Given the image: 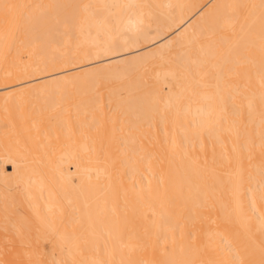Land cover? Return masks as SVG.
I'll list each match as a JSON object with an SVG mask.
<instances>
[{"label": "bare ground", "instance_id": "bare-ground-1", "mask_svg": "<svg viewBox=\"0 0 264 264\" xmlns=\"http://www.w3.org/2000/svg\"><path fill=\"white\" fill-rule=\"evenodd\" d=\"M1 102L0 264H264V0H0Z\"/></svg>", "mask_w": 264, "mask_h": 264}, {"label": "rangeland", "instance_id": "rangeland-1", "mask_svg": "<svg viewBox=\"0 0 264 264\" xmlns=\"http://www.w3.org/2000/svg\"><path fill=\"white\" fill-rule=\"evenodd\" d=\"M34 98H35L36 101H37V98H36V97H34ZM34 98H33V100H35ZM38 101H40V99H39ZM38 101H37V102H38ZM1 104H2V102L0 103V105H1ZM23 104H24V103H23ZM23 104H22V105H23ZM22 105H20L18 108H21ZM25 105H26V104H25ZM32 105H33V104H31L30 106H32ZM23 107H24V105H23ZM18 111H19V109H18ZM18 111H17V117H16V120H15L16 123H17L16 126H17V128H18L19 130H22V129L24 128V122H21V120L24 119V115L19 114ZM14 128H15V127H14ZM17 128H16V129H17ZM8 168L11 169V167H9V166H8ZM19 182H20V181H19ZM19 182H17V184H18V185H21V184H19ZM20 183H21V182H20Z\"/></svg>", "mask_w": 264, "mask_h": 264}]
</instances>
